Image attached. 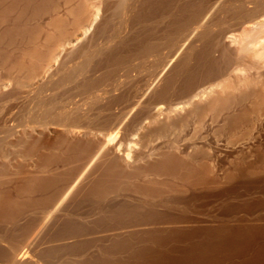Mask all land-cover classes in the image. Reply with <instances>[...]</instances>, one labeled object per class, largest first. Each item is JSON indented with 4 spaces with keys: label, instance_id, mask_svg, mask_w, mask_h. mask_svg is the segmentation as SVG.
<instances>
[{
    "label": "bare ground",
    "instance_id": "obj_1",
    "mask_svg": "<svg viewBox=\"0 0 264 264\" xmlns=\"http://www.w3.org/2000/svg\"><path fill=\"white\" fill-rule=\"evenodd\" d=\"M262 170L264 0H0V264H264L161 201Z\"/></svg>",
    "mask_w": 264,
    "mask_h": 264
},
{
    "label": "rangeland",
    "instance_id": "obj_2",
    "mask_svg": "<svg viewBox=\"0 0 264 264\" xmlns=\"http://www.w3.org/2000/svg\"><path fill=\"white\" fill-rule=\"evenodd\" d=\"M227 23L228 22H226V24ZM181 133L182 132H180V134ZM175 134L176 132L173 135L172 134L169 135V138L171 137L170 139L171 141L176 140L178 144L181 143L182 141L183 142L181 144L185 143V141L186 142L192 141V139H189L187 141L188 138L186 137H189V138L193 137V135L190 136V133H188L187 131L182 133L183 136L181 135V137L183 139L181 137H178L180 136L178 131H177V134L176 135ZM184 137L186 138V140H184ZM164 141H166V139H164ZM250 158L252 157L250 156ZM253 159L255 158L253 157ZM263 175H264V170L256 172V173H251L247 177L241 176L239 178L236 175L234 176L232 175L230 184L237 182V181L240 183L239 185L240 192L238 193L233 192L232 186L229 187L228 185H227L228 187L225 185H221L218 187L216 186L215 187H206V186L200 187L199 186V187L194 188L195 190H189V192L185 195L187 198H189L192 193L197 195L195 199H192L189 202H187V200H185L184 197H179V196L163 197L161 200L163 203L162 207L166 209L163 213H167V214H170L172 212H173L172 214L183 213V214H188V216H190L191 218L194 217L197 219H208L210 221H215V222H220L225 219H230L232 220V222H236V223L250 222V221L251 222H261L264 220V209H261L258 212L257 211L255 212L239 211V212H235L234 214L227 215L224 211V207L227 206L228 204H238V203H242L251 198L262 197L263 193L261 192L260 188H248L247 189L245 186H243V184L244 182H246L245 179H248L250 181L256 180L257 178H260ZM203 195L206 198H204Z\"/></svg>",
    "mask_w": 264,
    "mask_h": 264
}]
</instances>
